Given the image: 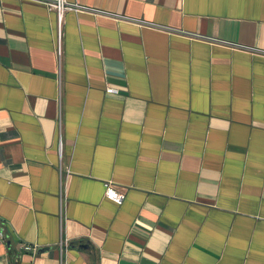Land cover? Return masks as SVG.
I'll return each instance as SVG.
<instances>
[{
    "label": "crops",
    "instance_id": "crops-1",
    "mask_svg": "<svg viewBox=\"0 0 264 264\" xmlns=\"http://www.w3.org/2000/svg\"><path fill=\"white\" fill-rule=\"evenodd\" d=\"M50 1L0 0V264H264V0H68L61 64Z\"/></svg>",
    "mask_w": 264,
    "mask_h": 264
},
{
    "label": "built area",
    "instance_id": "built-area-1",
    "mask_svg": "<svg viewBox=\"0 0 264 264\" xmlns=\"http://www.w3.org/2000/svg\"><path fill=\"white\" fill-rule=\"evenodd\" d=\"M48 5L50 7V10H54L57 13L58 18V32H57V55L59 62L61 64L62 61V55H63V31H62V25H63V18L64 14L67 11H81L84 10L83 7H81L77 3H70L68 0H52L48 2ZM61 79V75H60ZM108 93H116L117 90L113 87H109L107 89ZM62 148V146H61ZM105 195L108 199L114 201L115 203L121 205L124 201L125 195L122 192H119L111 182L105 183ZM4 233L0 229V239L3 238ZM24 248L26 250H33L36 251V246L31 245H25Z\"/></svg>",
    "mask_w": 264,
    "mask_h": 264
},
{
    "label": "water",
    "instance_id": "water-1",
    "mask_svg": "<svg viewBox=\"0 0 264 264\" xmlns=\"http://www.w3.org/2000/svg\"><path fill=\"white\" fill-rule=\"evenodd\" d=\"M86 248L87 246L86 245H83L81 248ZM44 251H46V249H40V251L39 252H44Z\"/></svg>",
    "mask_w": 264,
    "mask_h": 264
}]
</instances>
